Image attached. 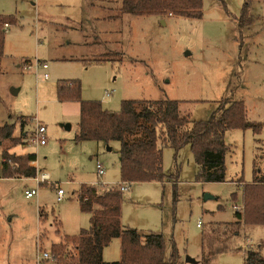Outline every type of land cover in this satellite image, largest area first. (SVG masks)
I'll list each match as a JSON object with an SVG mask.
<instances>
[{"label":"rangeland","instance_id":"rangeland-1","mask_svg":"<svg viewBox=\"0 0 264 264\" xmlns=\"http://www.w3.org/2000/svg\"><path fill=\"white\" fill-rule=\"evenodd\" d=\"M244 2H250L254 22L240 29L236 19ZM119 5L120 0H0V16L12 19L3 27L0 127L13 126V137L20 138L9 152L34 154L37 175L46 173L64 191L57 202L50 184L0 179V264H35L37 246L51 252L64 237L88 230L91 213L78 200L82 185L102 192L123 184L119 144L77 141V110L57 99V82L76 80L83 100L100 101L109 112H118L124 100L186 102L189 129L207 120L219 102L243 101L247 120L259 123L260 131L225 132L223 182L196 180L188 145L178 152L163 146L161 169L168 177L127 183L120 223L140 236L161 235L165 257L173 246L179 264H243L236 248L247 247V237L264 256V227L246 236L241 224L238 237L226 227L236 221L233 207L243 214L239 182L264 174V0H202L200 19L122 15ZM36 61L47 70L35 71ZM33 118L46 129L44 146L27 143ZM96 163L104 169L99 179ZM99 181L105 185H96ZM36 187L37 196L25 198L24 191ZM120 247L121 240L112 239L102 260L119 261ZM228 247L231 251H216ZM64 252L75 254L70 244Z\"/></svg>","mask_w":264,"mask_h":264},{"label":"trees","instance_id":"trees-1","mask_svg":"<svg viewBox=\"0 0 264 264\" xmlns=\"http://www.w3.org/2000/svg\"><path fill=\"white\" fill-rule=\"evenodd\" d=\"M218 1L224 3V0ZM201 9L202 0H120L118 7L122 15H153L159 18L168 15L187 19H200ZM250 11V2H244L236 19L240 29L253 24ZM11 23V17L0 16V62L3 57V27ZM56 96L61 103L71 101L79 105L77 141L119 144L121 183L163 182L168 176L161 169L162 147L168 146L178 152L186 145L190 147L198 167L196 180L221 183L225 177V154L228 151L225 132L248 128L260 131L259 123L247 120L246 108L241 100L219 102L207 120L194 121L189 129L191 121L188 112L182 109L186 102L124 100L118 112H109L102 108L99 101L83 100L81 84L77 80L57 82ZM20 123L23 127L25 122L21 120ZM19 143L20 138L13 137V126L0 127L1 178L34 177L35 170L28 164L36 160L35 155L9 152ZM239 183L242 185L243 214L235 212L236 221L231 223L235 234L241 224L264 227V174L254 175L249 183ZM96 189L86 185L79 188L80 208L91 213L90 227L77 236L64 237L63 244L51 247L55 264H179V256L173 246L165 257V242L161 235L140 236L135 230L122 228V192L117 186L102 192ZM112 239L121 240L120 260L104 262L102 250ZM66 244L74 247L75 254H64ZM219 250L231 251L229 247L216 249ZM243 264H264V258L258 250L248 247L243 251Z\"/></svg>","mask_w":264,"mask_h":264},{"label":"built area","instance_id":"built-area-1","mask_svg":"<svg viewBox=\"0 0 264 264\" xmlns=\"http://www.w3.org/2000/svg\"><path fill=\"white\" fill-rule=\"evenodd\" d=\"M5 30L8 28V25L4 26ZM26 69H31V65H28L26 67ZM38 69H41L43 71L47 70V65L45 63L43 64H39V62H35V67L34 70L37 71ZM42 79L43 80H47L48 79V75L46 73L42 74ZM113 91H105L104 95H103V99H107L112 95ZM33 121V132L30 135L29 139H28V144H30L32 147H39V146H44L46 144V129L45 127L39 122L37 121L35 118L32 120ZM29 166L32 167L35 170V175L34 177L30 178L29 180H34L36 182L37 185H41V184H50L51 186H53L54 188H56V201L60 202L63 200V196H64V191L59 188L58 186H56V184L54 183H50L49 182V177L47 174L45 173H39L37 175V168H36V161L30 162ZM95 172L98 178H101L104 176V169L102 167L101 164L96 163L95 165ZM96 185H105L104 183H102L101 181L95 183ZM127 183H123L121 185H119V190L121 192H125L127 190ZM24 196L27 199H32L34 197L37 196V187L34 189H26L24 191ZM233 209L235 210V212H240V209L237 207H233ZM248 248L245 247V249ZM35 264H55V257L54 255L47 250H44L40 247H36V255H35V260H34Z\"/></svg>","mask_w":264,"mask_h":264},{"label":"crops","instance_id":"crops-1","mask_svg":"<svg viewBox=\"0 0 264 264\" xmlns=\"http://www.w3.org/2000/svg\"><path fill=\"white\" fill-rule=\"evenodd\" d=\"M99 102H100V101H99ZM63 103H71V104H66V105H68V106H64V107H69V106L71 107V105H73L75 111L77 110V117H78V114H79V105H78V103H76V102H71V101H69V102H63ZM73 103H74V104H73ZM101 106H102V105H101ZM102 108H103V107H102ZM245 108H246V107H245ZM103 109H105V108H103ZM105 110H106V109H105ZM246 112H247V109H246ZM33 119H34V118H33ZM23 135H25V133H23ZM11 149H12V148H11ZM11 149H10V150H11ZM10 150H9V151H10ZM13 154H15V153H13ZM16 155H17V154H16ZM19 155H24V154H19ZM35 158H36V156H35ZM35 161H36V160H35ZM42 173H44V172H42ZM45 174H46V173H45ZM0 179H6V178H1V177H0ZM21 179H22V178H21ZM25 179H30V178H23L22 180H25ZM98 179H99V178H98ZM252 180H253V179H252ZM252 180H251V181H252ZM39 215H41V214L39 213ZM39 217H40V216H39ZM226 227L229 228V229H232L231 226H229V225H227ZM254 228H255V227H251V228H250L251 230H250V229H248V227H246V229H245V227H244V228L242 229L241 232H242V233H245L246 236H248V235H247L248 232H249V231H252ZM243 236H244V235H243ZM246 236H245V237H246ZM234 237H238V234H237V235L235 234ZM232 238H233V237H232ZM247 241H248L247 243H249V244H247V246H248V245H249V246L251 245V248H252L253 245H252L251 241L248 239V237H247ZM249 246H248V247H249ZM240 250H242V252L245 250V248H244V244H243V243L240 245ZM258 251H259L260 254H261V250L258 249ZM261 255H262V254H261ZM262 256H263V255H262ZM263 258H264V256H263Z\"/></svg>","mask_w":264,"mask_h":264},{"label":"water","instance_id":"water-1","mask_svg":"<svg viewBox=\"0 0 264 264\" xmlns=\"http://www.w3.org/2000/svg\"><path fill=\"white\" fill-rule=\"evenodd\" d=\"M66 128H69V126H66ZM209 197L205 196V199H208ZM188 260V259H187Z\"/></svg>","mask_w":264,"mask_h":264}]
</instances>
